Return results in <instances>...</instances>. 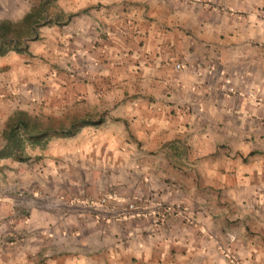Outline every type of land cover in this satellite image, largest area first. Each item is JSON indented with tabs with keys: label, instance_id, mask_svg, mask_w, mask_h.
Wrapping results in <instances>:
<instances>
[{
	"label": "crops",
	"instance_id": "obj_1",
	"mask_svg": "<svg viewBox=\"0 0 264 264\" xmlns=\"http://www.w3.org/2000/svg\"><path fill=\"white\" fill-rule=\"evenodd\" d=\"M156 2L57 0L71 18L0 54V220L32 233L0 240V264H264V19L228 67L219 25L197 45ZM31 174L154 209L17 211Z\"/></svg>",
	"mask_w": 264,
	"mask_h": 264
},
{
	"label": "rangeland",
	"instance_id": "obj_2",
	"mask_svg": "<svg viewBox=\"0 0 264 264\" xmlns=\"http://www.w3.org/2000/svg\"><path fill=\"white\" fill-rule=\"evenodd\" d=\"M164 1H167V7H163ZM41 4L46 7L48 18L52 19L51 21L55 19L60 22H66L71 18V13L61 8L57 0H0V22L3 20L17 22L26 13ZM155 5L156 9L154 10H157V16L168 15V18L174 17L172 20L174 24H185L188 31L195 34L196 37L194 35H190V37L193 38L191 40H194L197 45L199 40L201 41L200 36H198L201 28L203 30L205 25H210L212 28L213 25H216V27L219 25L221 37L218 47L220 46L225 52L223 61L228 67L229 65L235 66L236 64L244 63L245 57L239 60L238 63L233 60L232 55H235L236 43L243 41L247 43V33H249V29H252L253 22L258 19H264V0H157ZM145 7L146 13L151 10L148 6ZM42 26H38L37 31ZM244 45L247 46V44ZM244 45H242V48H244ZM78 178L81 180L85 179L83 170L79 169ZM37 180L31 174V187L23 189V192H21V189L15 191L18 196L15 201V209L17 211H87L90 214L98 213V215L105 213L112 218L114 216L123 217L124 215H120L121 212L137 211L143 207L147 209L146 211L154 209H150L147 205L143 206L142 203L144 201L140 200V198H134L133 196L122 198L123 194L115 186L105 188L103 191H94L92 187L95 185L88 184L86 186L83 183H79L76 188H72V192H75L76 189L74 194L77 195V199L74 198V200L70 201L61 197L58 199L53 194L49 195L40 192ZM111 195L112 197L107 201L106 205H102L100 200L105 196ZM132 202H134V208L130 209ZM164 209H166V206ZM129 215L130 213L125 216ZM8 223L9 218L0 220V240L3 242L20 240L32 234L30 232L9 231L6 227Z\"/></svg>",
	"mask_w": 264,
	"mask_h": 264
},
{
	"label": "trees",
	"instance_id": "obj_3",
	"mask_svg": "<svg viewBox=\"0 0 264 264\" xmlns=\"http://www.w3.org/2000/svg\"><path fill=\"white\" fill-rule=\"evenodd\" d=\"M45 4V2H44ZM44 4H41L37 8L26 13L23 18L17 22L10 20H3L0 22V54L3 55L9 50L24 51L27 49L26 41L37 38V28L43 24L61 23L58 20L53 21L48 18L47 10ZM72 16V15H71ZM16 123L23 128H27L28 124L24 118L19 117L15 120ZM71 130L65 131V133H71ZM10 138L16 141L17 136L14 128L9 134Z\"/></svg>",
	"mask_w": 264,
	"mask_h": 264
},
{
	"label": "built area",
	"instance_id": "obj_4",
	"mask_svg": "<svg viewBox=\"0 0 264 264\" xmlns=\"http://www.w3.org/2000/svg\"><path fill=\"white\" fill-rule=\"evenodd\" d=\"M176 67L177 68H180L181 67V65L180 64H177L176 65ZM112 197V195L111 196H105V197H103L101 200H100V202L102 203V205H106V203H107V201H109L110 200V198ZM134 208V202H132L131 204H130V209H133ZM127 213V214H126ZM131 214L132 213V211H127V212H121L120 213V215H128V214Z\"/></svg>",
	"mask_w": 264,
	"mask_h": 264
}]
</instances>
